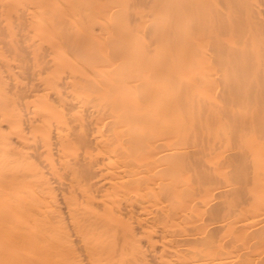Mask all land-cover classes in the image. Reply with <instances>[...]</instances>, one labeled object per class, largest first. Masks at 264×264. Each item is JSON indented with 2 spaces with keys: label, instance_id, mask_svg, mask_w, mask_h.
<instances>
[{
  "label": "bare ground",
  "instance_id": "obj_1",
  "mask_svg": "<svg viewBox=\"0 0 264 264\" xmlns=\"http://www.w3.org/2000/svg\"><path fill=\"white\" fill-rule=\"evenodd\" d=\"M0 264H264V0H0Z\"/></svg>",
  "mask_w": 264,
  "mask_h": 264
}]
</instances>
